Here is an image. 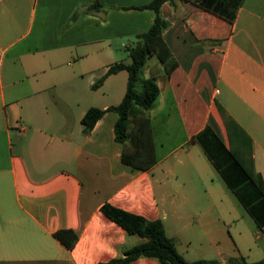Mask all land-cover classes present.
Masks as SVG:
<instances>
[{
    "label": "crops",
    "instance_id": "crops-1",
    "mask_svg": "<svg viewBox=\"0 0 264 264\" xmlns=\"http://www.w3.org/2000/svg\"><path fill=\"white\" fill-rule=\"evenodd\" d=\"M25 1L0 4L19 16ZM94 1L104 9H82ZM152 1L34 0L14 34L0 27L4 53L24 69L0 74V264H102L144 242L102 212L106 202L161 220L189 261L264 257V0H245L234 22L192 1L162 4L177 66L167 74L153 56L144 67L160 88L146 111L150 170L122 161L117 112L83 131L89 108L123 100L127 70L94 85L131 62L128 48L155 21ZM235 199L260 230L234 232ZM62 229L78 235L73 248L55 237Z\"/></svg>",
    "mask_w": 264,
    "mask_h": 264
},
{
    "label": "trees",
    "instance_id": "trees-1",
    "mask_svg": "<svg viewBox=\"0 0 264 264\" xmlns=\"http://www.w3.org/2000/svg\"><path fill=\"white\" fill-rule=\"evenodd\" d=\"M166 1L174 2L175 0H153L146 6L155 11V21L151 28L147 32L139 34L136 43L128 48L131 62L129 64L115 63L110 67L107 74L94 85L97 87L102 84L110 74L127 70L129 77L123 100L118 105L106 109L91 107L82 119L83 131L87 134L106 112H117L115 137L118 142L124 144L122 161L139 170H150L157 163L150 119L146 115V111L154 105L160 88L154 77L144 75V67L153 56L163 65L167 74H170L177 66L172 51L163 38V32L169 26V21L161 14V6ZM186 1H192L199 8L212 11L232 22L236 20L238 11L245 2V0ZM82 9L99 11L104 9V6L100 1H94ZM80 12L81 10H78L73 18L75 19ZM129 142L135 143L136 148L134 150L127 149ZM101 210L106 216L126 229L129 234H138L146 239L144 242L125 250L121 257L102 264H131L140 257L154 258L165 264H222L218 259L187 260L178 251L175 241L168 236L164 223L159 219H147L109 202L104 203ZM54 235L68 248H73L78 238V235L71 229L56 231ZM231 264H264V257L257 261H248L243 256L234 257L231 259Z\"/></svg>",
    "mask_w": 264,
    "mask_h": 264
},
{
    "label": "rangeland",
    "instance_id": "rangeland-1",
    "mask_svg": "<svg viewBox=\"0 0 264 264\" xmlns=\"http://www.w3.org/2000/svg\"><path fill=\"white\" fill-rule=\"evenodd\" d=\"M25 2H26L25 11L23 13H20L19 16H16L15 15L16 13L12 11H8L5 8L3 9L2 5L0 4V27H2V25L9 26L13 33L14 32L13 28L15 26L16 21L18 20L20 22L26 21L29 17L30 9L33 6L34 0H26ZM4 46L5 44L3 43L0 44V74H3L4 78H6L5 74L8 71H14L18 75L21 74L20 72L24 71V69L22 68L21 61L19 59L9 58V56H7L3 51ZM154 61H155V58L154 57L151 58L149 61L150 65L154 63ZM5 83H7L6 80H5ZM6 91L9 94V88H6ZM135 148L136 147H135L134 142H129L127 144V149L134 150ZM235 209H236L238 216H240V220H236V223L234 225V232L238 229H243V228L245 230H250L251 232L260 230L256 224V221L248 213L246 208L237 201V199H235Z\"/></svg>",
    "mask_w": 264,
    "mask_h": 264
}]
</instances>
